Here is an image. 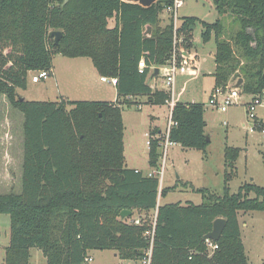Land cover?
<instances>
[{
    "label": "trees",
    "instance_id": "16d2710c",
    "mask_svg": "<svg viewBox=\"0 0 264 264\" xmlns=\"http://www.w3.org/2000/svg\"><path fill=\"white\" fill-rule=\"evenodd\" d=\"M171 2L158 0L144 7L124 0H67L64 5V0H0V97L5 95L24 117L21 192L0 194V213L10 218L4 264H30L32 247L42 252L46 264H87L89 251L95 249L137 260L149 247L145 232L154 219L151 264H249L238 212L264 211V186L244 182L230 192L239 147L224 148L222 194L195 188L202 197L199 204L158 203L169 188H159L157 176L125 164L121 106L139 105L132 99L138 96L157 105L170 99L168 91L149 85L148 75L150 66L165 64L171 55L172 22L160 25ZM213 3L220 16L229 14L240 26L224 38L221 18L201 21L202 40L215 35L214 87L232 84L235 77V82L243 79L242 92L261 93L264 0ZM197 21L195 16L182 18L185 43ZM49 29L63 32L58 45L49 38ZM56 54L88 57L100 75L117 77L115 103L21 99L17 89H26L32 72L52 69ZM141 58L148 66L143 73L138 70ZM172 120L170 141L206 151L210 141L203 103L177 101ZM159 158L155 138L149 147L150 168L159 167ZM123 209L132 215L120 219ZM134 211L154 213L151 220L140 216L141 223L134 224L127 221ZM218 217L226 223L210 252L204 235Z\"/></svg>",
    "mask_w": 264,
    "mask_h": 264
},
{
    "label": "rangeland",
    "instance_id": "374dc122",
    "mask_svg": "<svg viewBox=\"0 0 264 264\" xmlns=\"http://www.w3.org/2000/svg\"><path fill=\"white\" fill-rule=\"evenodd\" d=\"M186 16H195L198 21L192 26L191 34L187 43H182L186 52L191 53V62L196 65L198 74L195 76H177L175 98L181 102H201L204 104L205 116L208 120V135L210 143L206 151L192 148H184L179 144L169 147L165 162L159 164L163 173L160 175L161 187L169 188L165 196L160 198V204L171 202H202L201 194L195 188H208L222 194L224 186V147L227 145L244 147L247 142L251 146L253 159L248 161L239 159L237 173L230 182V192H236L244 182L252 181L264 186V142L261 133L255 131L247 132L242 126L246 121L244 105H236L228 108L226 112L217 111L208 104V91L213 84L212 73L215 70L214 51L215 35L212 34L208 42L202 40L203 27L201 21L215 22L218 18L224 25V38L239 29V24L233 16L225 14L220 16L215 9L213 0H184L178 9V17L182 20ZM160 25L169 22L167 12L160 15ZM113 21H110L112 24ZM53 31L54 29H49ZM243 60V59H242ZM53 64L60 75V86L53 80V76L32 82L29 74L26 89H17V94L31 101H58L60 95L69 96L67 100H99L114 99L117 92L115 85L100 81V75L88 57L80 58L77 63H71L69 57L61 54L53 56ZM71 64L75 66L71 67ZM78 64H82L80 67ZM203 71V73H201ZM74 77L75 81H71ZM85 80L90 82V87ZM148 82H151L148 79ZM235 84V77L230 81ZM156 88L168 91V87L162 76L155 81ZM154 85V84H153ZM62 91V92H61ZM242 94H247L241 91ZM247 97H242L241 102ZM133 100L141 102L139 105L130 107L121 106L122 120L124 125L123 146L125 164L128 168H138L147 173L152 168L148 164L149 147L146 144L150 133L157 126L164 131L167 125L169 108L167 105L144 103L145 96L133 97ZM116 100L111 101L115 103ZM115 105V104H114ZM69 109L70 107L67 106ZM259 110L258 114L262 115ZM23 114L14 109L7 97H0V194L20 193L23 171ZM225 122V123H224ZM104 181L101 183L103 184ZM107 181L104 182L106 184ZM101 187V186H100ZM98 191H101V189ZM154 211H134L133 216L140 215L151 220ZM238 220L241 226L242 240L249 264H264V211H239ZM10 238L9 215L0 213V264L4 258V248L8 245ZM114 250H90L92 260L87 264H126V259L115 256ZM30 264H46L42 252L32 247L30 249Z\"/></svg>",
    "mask_w": 264,
    "mask_h": 264
},
{
    "label": "built area",
    "instance_id": "2783aa9c",
    "mask_svg": "<svg viewBox=\"0 0 264 264\" xmlns=\"http://www.w3.org/2000/svg\"><path fill=\"white\" fill-rule=\"evenodd\" d=\"M183 3L184 0H172V2L164 9V11L168 13L169 21L172 22L173 27L172 51L170 58L165 64L161 66L153 65L149 67L148 79L155 76L154 73L155 69L157 68L158 73L156 75L162 76L164 78V81L168 87V92L170 93V99L167 103V107L169 108V115L167 118L166 128L164 129V131H160L157 135H152L151 133L145 134L148 137L146 141L148 147H150L153 139L159 138V152L162 164L165 162L169 147L174 144L169 140V132L171 126L175 123L172 120V112L175 103L177 102L175 98V84L177 76L186 74L196 75L198 73L194 62L190 61L191 57L188 56V52H186L181 46L182 43H184V34L180 32L181 20L178 17V9L183 5ZM147 67L148 66L145 62V59L141 58L138 62L139 72L143 73ZM36 72L38 73V75L34 74L31 76V80L34 83L39 82L41 79L47 78L52 75V69H43ZM100 81L116 85L117 77L100 76ZM242 97H247L244 102H241ZM208 104L220 112H226L231 106L244 105L246 121L243 122L242 126L249 133H253L255 131L260 132L261 138L264 140V128L262 127V121L264 118V90L261 93L257 94H242L241 90L238 87H235L231 83H228L225 86H216L212 89L208 98ZM259 110L263 111L262 115L258 114ZM162 164H159V167L157 169H151L147 172L148 176H157L159 178V183L160 175L163 173V170L160 169ZM159 188H161V183L159 185ZM159 199L160 198H158V203ZM127 221L134 224H140L141 217L140 215H135L131 218H128ZM154 228L155 219L152 222L150 229L145 232V235L149 239V247L145 251L143 257L137 260H127L126 264H151L154 242ZM205 242L210 252L217 248V244L214 243L213 240H205ZM91 260V256L85 259L87 263Z\"/></svg>",
    "mask_w": 264,
    "mask_h": 264
},
{
    "label": "crops",
    "instance_id": "0c3cea01",
    "mask_svg": "<svg viewBox=\"0 0 264 264\" xmlns=\"http://www.w3.org/2000/svg\"><path fill=\"white\" fill-rule=\"evenodd\" d=\"M188 56H190L191 57V53H189L188 52ZM68 58V57H67ZM80 58H82V57H74V58H70L69 57V59L72 61L71 63H77L78 61H80ZM52 65H53V67H52V75L51 76H53L54 77V81L56 82V84L58 83L59 84V86H60V75L61 74H59L58 73V76H59V79H58V77H57V70H56V67H55V65L53 64V62H52ZM82 64H78V66L80 67ZM72 66H75V64H71V67ZM94 67V66H93ZM95 68V67H94ZM201 73H203V71L201 72ZM198 74V73H197ZM196 74V75H197ZM154 75L155 76H153L152 78H150V80H151V82H148L149 83V85L152 87V88H156V84H155V81H156V79L158 78V76L154 73ZM186 75H190V76H195V75H193V74H186ZM184 75H180L179 77H183ZM213 79H214V77H213ZM71 81L72 82H74L75 81V79H74V77H71ZM86 82H87V84L89 85L88 87H89V89L92 91V88L90 87V82L88 81V80H85ZM238 81V80H237ZM237 81L235 82V84L237 83ZM242 81H243V79H242ZM154 84V85H153ZM235 84L234 83H232V85L233 86H235ZM214 88V80H213V84L211 85V87L209 88V93H208V98H209V95H210V92L212 91V89ZM239 88V87H238ZM175 90H176V84H175ZM62 92V91H61ZM114 95H115V97H114V99H107V100H105V101H114V100H116L117 99V92H115L114 93ZM62 98H64V96L65 95H60ZM69 99V96H66V99ZM97 98H99V100H104V99H101V97H97ZM141 101H143V102H145V100H141ZM214 109V108H213ZM218 111V110H217ZM205 108H204V119H205V121H206V126H205V132L208 134V130H207V128H208V120H207V118H206V116H205ZM158 130H159V132L161 131V128L160 127H156ZM227 146H233V145H227ZM234 147H238V146H234ZM225 148V147H224ZM239 148L241 149L240 150V153H239V156H238V158H237V161H236V167H237V163H238V160L241 158V159H243L244 161H248V159L251 157L252 159H253V154H254V152H252V150H251V146L246 142L245 143V146L244 147H241V146H239ZM224 154V153H223ZM264 154V151H263V153H262V155ZM250 156V157H249ZM262 158H263V156H262ZM134 169H137V170H139L138 168H134ZM236 171H237V168H236ZM237 173V172H236ZM251 181H254L255 180V176H251V179H250ZM159 202H160V199H159ZM240 223V222H239ZM5 254V253H4ZM115 256H117V254L115 253ZM3 260H4V258H3ZM1 264H4V261H2V263Z\"/></svg>",
    "mask_w": 264,
    "mask_h": 264
},
{
    "label": "water",
    "instance_id": "95a60500",
    "mask_svg": "<svg viewBox=\"0 0 264 264\" xmlns=\"http://www.w3.org/2000/svg\"><path fill=\"white\" fill-rule=\"evenodd\" d=\"M124 1L135 2V3L140 4L141 6L148 7V6L156 3L158 0H124ZM66 2H67V0H64L63 5ZM192 28L193 27H191V29ZM148 31H150V27H148ZM48 36H49V38H52L54 40L55 45H58L60 42V39L63 36V32L61 30H53V31L49 32ZM157 73H158V69L156 68L155 74H157ZM241 83H242V78H239L237 83L235 84V87H239ZM21 99H24V98L21 97ZM206 139H207V141H210V137L208 134H206ZM131 215H132L131 210L123 209L120 212L119 217H120V219H125ZM225 223H226V220L223 217L216 218L212 223L211 231L204 235V240H213V241L218 240L222 234Z\"/></svg>",
    "mask_w": 264,
    "mask_h": 264
}]
</instances>
